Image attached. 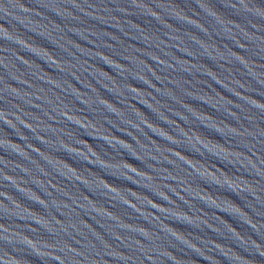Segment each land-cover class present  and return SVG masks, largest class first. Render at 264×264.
Here are the masks:
<instances>
[{
	"label": "water",
	"instance_id": "95a60500",
	"mask_svg": "<svg viewBox=\"0 0 264 264\" xmlns=\"http://www.w3.org/2000/svg\"><path fill=\"white\" fill-rule=\"evenodd\" d=\"M0 264H264V0H0Z\"/></svg>",
	"mask_w": 264,
	"mask_h": 264
}]
</instances>
